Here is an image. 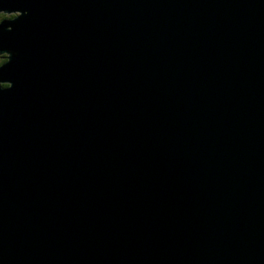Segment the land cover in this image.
<instances>
[{
	"label": "water",
	"instance_id": "1",
	"mask_svg": "<svg viewBox=\"0 0 264 264\" xmlns=\"http://www.w3.org/2000/svg\"><path fill=\"white\" fill-rule=\"evenodd\" d=\"M2 13L0 264H264V0Z\"/></svg>",
	"mask_w": 264,
	"mask_h": 264
},
{
	"label": "trees",
	"instance_id": "2",
	"mask_svg": "<svg viewBox=\"0 0 264 264\" xmlns=\"http://www.w3.org/2000/svg\"><path fill=\"white\" fill-rule=\"evenodd\" d=\"M16 16L13 15V16H7L5 14H2L0 15V23L3 22L4 20L6 19H11V18H15ZM4 57H1V54H0V68L7 62ZM5 87H9V86H5Z\"/></svg>",
	"mask_w": 264,
	"mask_h": 264
},
{
	"label": "rangeland",
	"instance_id": "3",
	"mask_svg": "<svg viewBox=\"0 0 264 264\" xmlns=\"http://www.w3.org/2000/svg\"><path fill=\"white\" fill-rule=\"evenodd\" d=\"M7 16H13V15H7ZM6 56H7V57H6V59H5V60H6V61H8V60H9V58H8V57H10V55H6ZM3 60H4V59H3ZM2 85H3V86H9V85H8V84H6V83H5V84H4V83H2Z\"/></svg>",
	"mask_w": 264,
	"mask_h": 264
},
{
	"label": "bare ground",
	"instance_id": "4",
	"mask_svg": "<svg viewBox=\"0 0 264 264\" xmlns=\"http://www.w3.org/2000/svg\"><path fill=\"white\" fill-rule=\"evenodd\" d=\"M2 14H5V15H14V14H9V13H2ZM2 14H0V15H2ZM3 56H5V58L7 57L6 55H3Z\"/></svg>",
	"mask_w": 264,
	"mask_h": 264
},
{
	"label": "flooded vegetation",
	"instance_id": "5",
	"mask_svg": "<svg viewBox=\"0 0 264 264\" xmlns=\"http://www.w3.org/2000/svg\"><path fill=\"white\" fill-rule=\"evenodd\" d=\"M1 57H4V59H6L5 56H3V55H1Z\"/></svg>",
	"mask_w": 264,
	"mask_h": 264
}]
</instances>
